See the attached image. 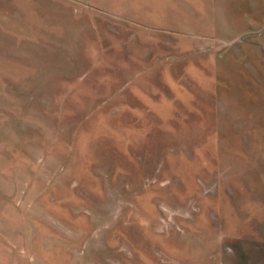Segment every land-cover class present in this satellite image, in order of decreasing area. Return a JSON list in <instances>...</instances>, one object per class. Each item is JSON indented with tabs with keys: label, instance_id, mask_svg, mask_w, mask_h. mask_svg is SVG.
Returning <instances> with one entry per match:
<instances>
[{
	"label": "rangeland",
	"instance_id": "rangeland-1",
	"mask_svg": "<svg viewBox=\"0 0 264 264\" xmlns=\"http://www.w3.org/2000/svg\"><path fill=\"white\" fill-rule=\"evenodd\" d=\"M0 264H264V0H0Z\"/></svg>",
	"mask_w": 264,
	"mask_h": 264
}]
</instances>
